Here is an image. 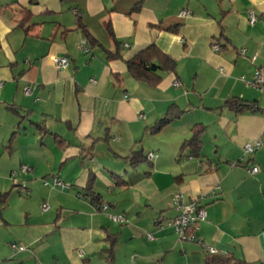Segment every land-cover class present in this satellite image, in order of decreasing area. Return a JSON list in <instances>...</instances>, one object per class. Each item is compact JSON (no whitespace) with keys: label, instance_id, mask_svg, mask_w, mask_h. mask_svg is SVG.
<instances>
[{"label":"crops","instance_id":"0c3cea01","mask_svg":"<svg viewBox=\"0 0 264 264\" xmlns=\"http://www.w3.org/2000/svg\"><path fill=\"white\" fill-rule=\"evenodd\" d=\"M84 26L98 41L87 52ZM151 43L176 61L156 83L127 66ZM260 66L264 0H0V264H264V87L245 81ZM194 127L196 152L182 147ZM22 164L27 192L10 178ZM176 192L201 197L195 231L216 253L167 224Z\"/></svg>","mask_w":264,"mask_h":264},{"label":"built area","instance_id":"2783aa9c","mask_svg":"<svg viewBox=\"0 0 264 264\" xmlns=\"http://www.w3.org/2000/svg\"><path fill=\"white\" fill-rule=\"evenodd\" d=\"M76 10V9H74ZM190 13L189 10L183 9L180 11L181 15H188ZM249 19L251 22H255L256 15L254 12H250ZM87 39L84 38L80 45V49L83 51H89V47L87 46ZM126 47L129 46V43L124 44ZM215 49H219V44H214ZM242 52H245V49H242ZM255 57V56H253ZM52 59L57 65L58 68H65L69 64V58L67 56H59V55H52ZM243 79L244 76H242ZM92 81H95L92 79ZM247 84L253 87H264V66L257 67L254 71L253 77L250 80H246ZM1 85V82H0ZM175 86H180L181 81L176 79L174 81ZM31 92V87L25 88V93L29 94ZM256 107V106H255ZM263 142L261 140L250 141L244 145L245 152L248 154H253L257 150L261 148ZM153 157V153L149 154V158ZM251 173H256L260 171V167L256 164L248 169ZM32 171V166L29 164H22L19 168L13 169L10 174V178L18 185H20L26 192H27V183L25 181H19L18 175L29 173ZM49 182L45 180V184ZM53 185L60 186L62 188L68 187V185L62 181L58 176H53ZM218 186H213L204 196H215ZM172 203L174 207L177 209V215L168 220L167 224L172 226L175 229V232L178 234L180 240H187V241H195L203 245L204 249L209 253H216V248L212 246H207L198 236L195 231L198 223L200 221L207 219V210L205 205L201 203V197L196 199L187 200L182 192H176L172 198ZM43 210L49 209L48 203L42 204ZM104 209H107L108 206L104 205ZM112 218L115 221L123 222L124 219L120 215H112ZM149 238H153L152 234H148ZM10 247L13 249L24 250L26 247L24 245H19L15 242L10 243Z\"/></svg>","mask_w":264,"mask_h":264},{"label":"trees","instance_id":"16d2710c","mask_svg":"<svg viewBox=\"0 0 264 264\" xmlns=\"http://www.w3.org/2000/svg\"><path fill=\"white\" fill-rule=\"evenodd\" d=\"M107 28L109 33L113 36L114 33L110 26V23H107ZM85 28V26L83 27ZM85 38L87 41H91L93 44L98 43L97 39L93 37V35L85 28ZM109 57H120V53L118 51L108 52ZM157 60V61H155ZM127 66L129 72L136 79L148 80L150 82H159L161 76L156 73L157 69H165V70H174L176 66L175 59L162 51L157 44L151 43L141 52H139L136 56L127 61ZM232 103V102H231ZM173 114L169 113L162 117L155 125V129L159 130L164 124L171 121L173 118ZM201 133L202 129L199 127H194L193 136L190 139L185 140L183 143L184 147L193 148L194 152L198 151L201 145ZM139 153V154H138ZM139 156H143V152H134L131 156L132 163H135ZM8 203V193L0 191V209L4 208ZM211 254V253H210ZM231 259L228 255L223 254H213L212 256H208L207 264H231ZM17 264H26L24 262H18ZM239 264V262H236Z\"/></svg>","mask_w":264,"mask_h":264},{"label":"rangeland","instance_id":"374dc122","mask_svg":"<svg viewBox=\"0 0 264 264\" xmlns=\"http://www.w3.org/2000/svg\"><path fill=\"white\" fill-rule=\"evenodd\" d=\"M105 1V0H104ZM107 1V0H106ZM118 3H120V0H115V3H114V1L113 0H110V5H114V4H116V5H118ZM95 31H96V33L101 37V39H102V37H104L105 38V36H106V34H105V32H103L102 30H100V28H98V26H97V24H95ZM67 185H68V183H67Z\"/></svg>","mask_w":264,"mask_h":264}]
</instances>
